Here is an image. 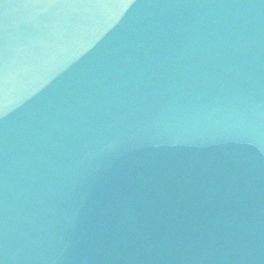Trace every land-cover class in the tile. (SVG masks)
Masks as SVG:
<instances>
[{
	"label": "water",
	"instance_id": "water-1",
	"mask_svg": "<svg viewBox=\"0 0 264 264\" xmlns=\"http://www.w3.org/2000/svg\"><path fill=\"white\" fill-rule=\"evenodd\" d=\"M0 264H264V0H0Z\"/></svg>",
	"mask_w": 264,
	"mask_h": 264
}]
</instances>
